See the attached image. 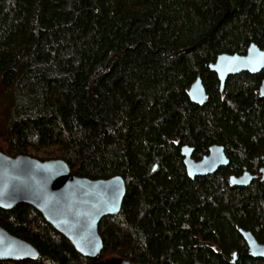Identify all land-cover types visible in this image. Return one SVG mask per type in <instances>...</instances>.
<instances>
[{
	"label": "trees",
	"instance_id": "16d2710c",
	"mask_svg": "<svg viewBox=\"0 0 264 264\" xmlns=\"http://www.w3.org/2000/svg\"><path fill=\"white\" fill-rule=\"evenodd\" d=\"M252 43L264 47V0H0L5 151L125 179L121 211L100 222V260L264 264L240 232L264 243V70L221 90L208 67ZM199 74L203 104L189 96ZM214 144L230 164L191 178L182 146L200 160ZM245 171L257 177L232 185ZM0 224L40 253L0 264H93L31 204L0 207Z\"/></svg>",
	"mask_w": 264,
	"mask_h": 264
},
{
	"label": "water",
	"instance_id": "95a60500",
	"mask_svg": "<svg viewBox=\"0 0 264 264\" xmlns=\"http://www.w3.org/2000/svg\"><path fill=\"white\" fill-rule=\"evenodd\" d=\"M208 67L217 73L224 90L228 78L242 72L261 73L264 70V47L252 43L246 54H220ZM264 97V78L260 85ZM190 99L203 104L208 98L201 75L192 83ZM182 155L191 178L209 175L230 164L225 147L214 144L200 160L193 157L194 148L182 146ZM264 181V166L259 169ZM257 177L250 171L230 176L232 185L248 186ZM126 182L121 175L92 179L72 172L64 159L40 160L27 154L11 155L0 149V207L12 209L19 203L36 207L59 232L93 264H136L113 257L100 260L104 240L99 230L100 222L108 215L118 214L126 196ZM250 254L264 257V243L250 230L240 228ZM40 253L30 242L22 239L0 224V259H37ZM149 264V263H141Z\"/></svg>",
	"mask_w": 264,
	"mask_h": 264
},
{
	"label": "rangeland",
	"instance_id": "374dc122",
	"mask_svg": "<svg viewBox=\"0 0 264 264\" xmlns=\"http://www.w3.org/2000/svg\"><path fill=\"white\" fill-rule=\"evenodd\" d=\"M5 148H6V144H5L4 138L1 136V133H0V149L5 151ZM113 257L114 256H111L110 259L113 258Z\"/></svg>",
	"mask_w": 264,
	"mask_h": 264
}]
</instances>
